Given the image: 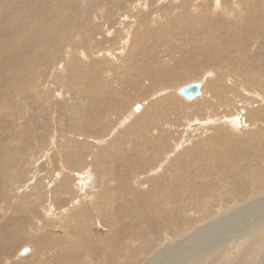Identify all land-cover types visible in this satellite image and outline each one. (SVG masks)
I'll return each mask as SVG.
<instances>
[{
    "label": "rangeland",
    "instance_id": "1",
    "mask_svg": "<svg viewBox=\"0 0 264 264\" xmlns=\"http://www.w3.org/2000/svg\"><path fill=\"white\" fill-rule=\"evenodd\" d=\"M24 1L0 53V264L248 260L264 0Z\"/></svg>",
    "mask_w": 264,
    "mask_h": 264
},
{
    "label": "bare ground",
    "instance_id": "2",
    "mask_svg": "<svg viewBox=\"0 0 264 264\" xmlns=\"http://www.w3.org/2000/svg\"><path fill=\"white\" fill-rule=\"evenodd\" d=\"M11 1H12V3H11ZM23 1V0H22ZM22 1L21 2H16V0H0V53H2V51H3V47L5 46V45H7L6 44V42L8 41V40H10L11 39V35L13 34V31L15 30V28L17 27V25L19 24V22L21 21V18H22V16H20V18H19V20L18 21H14V19H12L13 17H15L16 15H15V12H16V10L17 9H15V11H14V7H19V8H21L22 9ZM26 1V0H25ZM24 1V2H25ZM54 11V10H53ZM16 14H18L17 12H16ZM15 15V16H14ZM18 16V15H17ZM16 16V17H17ZM52 16V15H51ZM65 16V15H64ZM15 17V20L16 19H18V18H16ZM38 18V17H37ZM64 19V18H63ZM62 19V20H63ZM23 21V20H22ZM22 21H21V26H22ZM34 23V22H33ZM51 23V22H50ZM49 25L50 24H48V27H49ZM24 28H25V26H24ZM55 28V27H54ZM54 28H53V30H54ZM18 29H19V27H18ZM20 31L22 30V29H19ZM19 30H18V32H19ZM42 30V29H41ZM48 30V29H47ZM57 30V29H56ZM55 30V31H56ZM22 32V31H21ZM41 31H39V33H40ZM43 32V31H42ZM51 32H52V29H51ZM4 33H5V35H6V38L4 39ZM46 33V32H45ZM53 33V32H52ZM15 34V33H14ZM13 34V35H14ZM24 34V33H23ZM26 34H28V33H26ZM26 34H25V36H26ZM40 34H44V32L43 33H40ZM39 35V34H38ZM49 35H50V33H49ZM53 35V34H52ZM17 36H18V34H17ZM24 36V37H25ZM39 36H41V35H39ZM43 36V35H42ZM45 36H46V34H45ZM15 37H16V35H15ZM13 38V37H12ZM41 38H43V37H41ZM4 39V40H3ZM48 39H49V37H48ZM47 39V40H48ZM20 40V39H19ZM43 42V41H42ZM41 42V43H42ZM48 42H50V40L48 41ZM47 43V42H46ZM48 44H50V43H48ZM17 45H19V44H17ZM52 45V44H51ZM68 46H69V44H68ZM71 46V45H70ZM20 55V54H19ZM1 62V61H0ZM187 102V101H186ZM4 166V165H3ZM2 180V179H1ZM164 195V194H163ZM164 198H165V196H164ZM167 198H168V196H167ZM170 198V197H169ZM175 199V198H174ZM169 200V199H168ZM174 201V200H173ZM252 204V203H251ZM264 206V205H263ZM241 210V209H240ZM209 211V210H208ZM252 211V210H251ZM211 212V211H210ZM264 213V212H263ZM215 216V215H214ZM213 216V217H214ZM255 218V217H254ZM210 220V219H209ZM251 220V219H250ZM248 221V220H247ZM246 221V222H247ZM242 222V221H241ZM261 222V221H260ZM207 224V223H206ZM172 226V225H171ZM209 227V226H208ZM201 228V227H200ZM202 228H203V226H202ZM201 228V229H202ZM256 229V231H252L253 232V236H250V231L251 230H248V234H249V242H248V244L246 245V247H245V252L247 253V256L248 255H252L253 253H254V256H255V254L258 252V250H260L261 248H262V242H263V240H264V238H263V236H264V227L262 228V225H260V224H257V225H255L254 227H253V230H255ZM206 230V229H205ZM190 231H192V230H190ZM197 231V230H196ZM202 231V230H201ZM220 231V230H219ZM218 231V232H219ZM237 248V247H236ZM230 249V248H229ZM238 249V248H237ZM194 251V250H193ZM197 251V250H196ZM242 251V250H241ZM137 252V251H136ZM156 252H158V251H156ZM155 252V253H156ZM135 253V252H134ZM180 253V252H179ZM218 253H220V251L218 252ZM223 253V252H222ZM160 254V253H159ZM181 254V253H180ZM162 255V254H161ZM178 255V254H177ZM183 255V254H182ZM139 256V255H138ZM142 256V255H141ZM176 256V255H175ZM197 256V255H196ZM193 257L189 262V264H201L202 263V259L205 257V254L204 255H201V256H197V257ZM208 256H210V257H212L213 258V260H216L218 257H219V261H221V263L220 264H251V262H250V256H249V258H248V260L246 259V258H243V251H242V253L241 254H239V256L237 257V258H230V256L228 255V252L226 251L223 255H214V253H210ZM253 256V257H254ZM137 257V256H136ZM140 257V256H139ZM153 257V258H152ZM154 254L153 255H151L147 260H142L141 258L139 259V261H141L142 263L141 264H146V262H148L149 261V264L151 263L152 264V262H153V259H154ZM156 257H159L158 255L156 256ZM187 257V256H186ZM215 257V258H214ZM256 257V256H255ZM183 258H185V257H183ZM206 258H208L207 256H206ZM135 258H133V260H134ZM156 259V258H155ZM176 259V258H175ZM253 259V258H252ZM144 261V262H143ZM158 261V260H157ZM181 261V260H180ZM136 262H138L137 260H136ZM135 262V264H137ZM176 262V261H175ZM182 262V261H181ZM134 263V262H133ZM140 263V262H139ZM179 264H180V262H179Z\"/></svg>",
    "mask_w": 264,
    "mask_h": 264
},
{
    "label": "water",
    "instance_id": "3",
    "mask_svg": "<svg viewBox=\"0 0 264 264\" xmlns=\"http://www.w3.org/2000/svg\"><path fill=\"white\" fill-rule=\"evenodd\" d=\"M180 93L187 99H191L199 94V84H191L186 87L181 88ZM141 110V105L137 104L133 107L132 112L134 114L139 113ZM31 253L30 247H23L18 251L16 258L22 259L26 258Z\"/></svg>",
    "mask_w": 264,
    "mask_h": 264
}]
</instances>
